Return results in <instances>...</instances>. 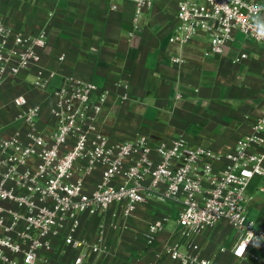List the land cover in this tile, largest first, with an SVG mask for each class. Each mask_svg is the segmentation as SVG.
Here are the masks:
<instances>
[{"label": "built area", "instance_id": "2783aa9c", "mask_svg": "<svg viewBox=\"0 0 264 264\" xmlns=\"http://www.w3.org/2000/svg\"><path fill=\"white\" fill-rule=\"evenodd\" d=\"M128 1L137 6L138 27L155 0ZM263 12L255 0H179L170 41L185 46L207 33L210 52L220 55L241 32L264 46ZM48 41L45 30L30 35L0 21V86L34 70L33 89L50 97L45 124L43 103L32 104L24 94L14 97L21 125L0 135V264H104L111 254L108 230L127 229L124 221L152 200L177 205L183 241L159 246L169 217L156 219L146 233L154 259L145 263L137 256L130 264H161L165 258L218 264L195 252L194 241L223 222L239 231L234 255L261 260L256 251L264 245V224L249 219L247 203L251 182L264 176V109L225 155L191 146L183 137L115 140L99 124L110 90L74 76L50 90L57 74L40 66ZM247 58L241 53L235 62ZM84 218L100 219L91 237L81 235ZM67 251L69 263L58 256Z\"/></svg>", "mask_w": 264, "mask_h": 264}, {"label": "crops", "instance_id": "0c3cea01", "mask_svg": "<svg viewBox=\"0 0 264 264\" xmlns=\"http://www.w3.org/2000/svg\"><path fill=\"white\" fill-rule=\"evenodd\" d=\"M255 1L264 8V0ZM178 2L155 0L136 27L137 6L128 0L117 1L116 9L113 0H0V21L30 35L48 33L40 66L57 74L50 90L67 76L110 90L99 123L110 138L127 141L146 136L159 143L183 137L191 146L225 155L249 133L264 109V46L241 32L235 33L220 55L210 52L207 33L196 35L185 46L171 43ZM241 53L248 58L235 62ZM62 55L65 58L60 60ZM175 57L184 62L174 63ZM33 79L31 70L0 86V135L8 136L20 127L16 113L11 120L6 109H15L12 100L21 94L32 104H44L43 123L47 122L50 97L33 89ZM178 93L181 98L176 97ZM259 180L250 184L247 207L261 211L258 223L263 225L264 185H257ZM169 202L152 200L124 221L127 229H109L111 254L103 263L124 264L121 256L127 247L135 253L133 258L150 263L154 255L146 246L148 226L165 216L169 220L158 245L183 241L178 212L175 225L169 227L175 215ZM93 219H83L84 231ZM115 232L118 235L113 237ZM239 235L228 223H220L195 239L194 251L218 264H264V245L256 251L259 261L234 255ZM181 248L187 251L184 245ZM161 264L178 263L165 258Z\"/></svg>", "mask_w": 264, "mask_h": 264}, {"label": "rangeland", "instance_id": "374dc122", "mask_svg": "<svg viewBox=\"0 0 264 264\" xmlns=\"http://www.w3.org/2000/svg\"><path fill=\"white\" fill-rule=\"evenodd\" d=\"M6 111L10 113L9 115H10V118L12 120L13 119V116H15L14 114L16 113L15 112L16 110L14 108H12L11 106H9V107H7ZM259 178H261V180H259ZM254 180L255 181L256 180H259L257 185H264V177H256V178H254ZM169 203H171L172 207H174V214H175L174 217H173V219L170 221L169 227L171 228V227H173L175 225L173 223V221L176 218V214L178 212V207H177L176 204H174L172 202H169ZM248 215H249V219L250 220H253V221L257 222V224H258L259 217L261 216V211L258 208H252V209L251 208H248ZM99 221H100L99 218H95L93 220H90L88 222L86 228H85V231L82 229L81 235H83L85 237H91L93 235V233L96 231ZM89 234H91V236H89ZM116 235H118V233L115 232L112 236L115 237ZM130 251H131V248L130 247H127V252H124L123 255L121 256V258H122L121 260L124 261V264H130V262H131V260H132V258L134 256V254H135V253H131ZM58 256L65 263H69L70 260H71L72 254L67 251V252H62Z\"/></svg>", "mask_w": 264, "mask_h": 264}]
</instances>
